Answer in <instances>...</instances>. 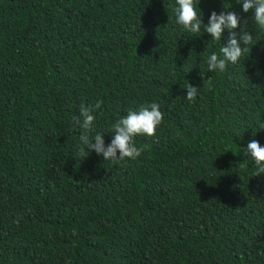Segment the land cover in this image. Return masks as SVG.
Listing matches in <instances>:
<instances>
[{"label":"trees","instance_id":"trees-1","mask_svg":"<svg viewBox=\"0 0 264 264\" xmlns=\"http://www.w3.org/2000/svg\"><path fill=\"white\" fill-rule=\"evenodd\" d=\"M242 2L199 0L193 34L175 0H0V264H264V174L245 155L264 147V31ZM225 5L254 45L208 72L229 32L203 25ZM98 101L90 130L72 120ZM153 102L141 156L79 154Z\"/></svg>","mask_w":264,"mask_h":264},{"label":"clouds","instance_id":"clouds-1","mask_svg":"<svg viewBox=\"0 0 264 264\" xmlns=\"http://www.w3.org/2000/svg\"><path fill=\"white\" fill-rule=\"evenodd\" d=\"M175 2L178 6L175 8L177 23L188 32L199 33L202 27L201 15L197 12L199 0H175ZM228 7L230 5H225V11L219 14L215 11L211 12L207 25H203L204 32L213 41H221L222 34L226 29L229 32L227 44L221 46L220 54L213 52L208 56V72L217 70L224 72L229 63L237 64L241 56L249 51L248 45H254L253 36L245 28H242L239 34L233 31L240 27L241 17L235 12L227 11ZM250 10H254L253 22L260 30L264 31V0H243L242 11L248 13ZM241 43L244 45L243 48H241ZM184 89H186L185 98L190 102L194 101L199 88L188 83ZM101 105L102 101H98L95 105L81 104L79 115L73 116L72 120L83 129L90 130L95 119L94 113ZM163 116L160 105L155 102L141 105L137 110H129L126 117L118 119L112 125L114 136L107 146H105L101 133H97L92 138L87 131L81 134L79 154L87 157L90 152H95L97 156H102L103 160L114 163L124 159H136L141 156L144 148L143 146L137 147L134 138L140 135L154 136L156 129L163 121ZM245 155H250L257 165L254 176L264 174V147L257 140L253 139L247 144Z\"/></svg>","mask_w":264,"mask_h":264}]
</instances>
